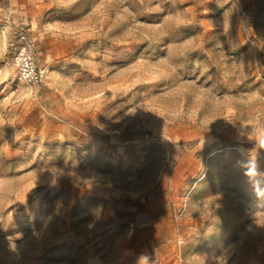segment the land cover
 <instances>
[{"label":"rangeland","instance_id":"374dc122","mask_svg":"<svg viewBox=\"0 0 264 264\" xmlns=\"http://www.w3.org/2000/svg\"><path fill=\"white\" fill-rule=\"evenodd\" d=\"M0 264H264V0H0Z\"/></svg>","mask_w":264,"mask_h":264},{"label":"crops","instance_id":"0c3cea01","mask_svg":"<svg viewBox=\"0 0 264 264\" xmlns=\"http://www.w3.org/2000/svg\"><path fill=\"white\" fill-rule=\"evenodd\" d=\"M110 197L116 213L114 219H134L143 224L155 223V219H172L170 203L165 202L161 207H155L152 199L145 197L142 191L130 192L116 190Z\"/></svg>","mask_w":264,"mask_h":264},{"label":"built area","instance_id":"2783aa9c","mask_svg":"<svg viewBox=\"0 0 264 264\" xmlns=\"http://www.w3.org/2000/svg\"><path fill=\"white\" fill-rule=\"evenodd\" d=\"M13 62L21 79L31 85L41 84L49 72L35 51L34 42L28 30H19L16 41L11 45Z\"/></svg>","mask_w":264,"mask_h":264}]
</instances>
